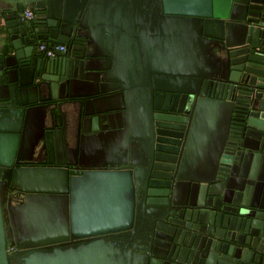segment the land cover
<instances>
[{
	"label": "water",
	"instance_id": "1",
	"mask_svg": "<svg viewBox=\"0 0 264 264\" xmlns=\"http://www.w3.org/2000/svg\"><path fill=\"white\" fill-rule=\"evenodd\" d=\"M0 26L29 264H264V0H0Z\"/></svg>",
	"mask_w": 264,
	"mask_h": 264
},
{
	"label": "flooded vegetation",
	"instance_id": "2",
	"mask_svg": "<svg viewBox=\"0 0 264 264\" xmlns=\"http://www.w3.org/2000/svg\"><path fill=\"white\" fill-rule=\"evenodd\" d=\"M26 9H30L31 10L30 7H27ZM31 12H32V10H31ZM26 17H30V16H26ZM41 42L50 43L48 41H41ZM41 42H38L37 49L39 51H41L42 53H44L43 50L39 49V43H41ZM64 45H65L64 49L62 51L56 52L54 55L63 53L65 51V49H66V44L64 43ZM54 55H52V56H54ZM2 190H3V187L0 186V194H1V197H3V199H4L3 205H4L5 209L3 208V214H4V218H5V225H6L7 247H8V249H10L9 250L10 264H22L25 261V259H27L28 256H29V258L34 257V259H35L34 261L35 262H43L44 260L41 259V251L47 250L43 246L44 244H42V243L40 244L37 241V242H34V243L30 244V245H27V244H25L23 242L20 243L22 238L18 237L17 239H15L14 235L13 236L11 235L12 226H11V223L9 222V220H8L9 210L6 209V203H7V193H10L12 190L10 192H7L5 189L2 192ZM13 200H14V203H17L19 201V198H16V200H15V198H13ZM23 224H24V222H23ZM38 232L35 233V235H34L35 237H36V235H38L37 234ZM18 243H20V244H18ZM57 248H59V246H57Z\"/></svg>",
	"mask_w": 264,
	"mask_h": 264
},
{
	"label": "built area",
	"instance_id": "3",
	"mask_svg": "<svg viewBox=\"0 0 264 264\" xmlns=\"http://www.w3.org/2000/svg\"><path fill=\"white\" fill-rule=\"evenodd\" d=\"M25 16H31L32 12L30 9H26L24 11ZM65 45L63 42H57V43H47V42H41L39 43V49L43 50V52L48 55L52 56L58 51H62L64 49Z\"/></svg>",
	"mask_w": 264,
	"mask_h": 264
},
{
	"label": "rangeland",
	"instance_id": "4",
	"mask_svg": "<svg viewBox=\"0 0 264 264\" xmlns=\"http://www.w3.org/2000/svg\"><path fill=\"white\" fill-rule=\"evenodd\" d=\"M27 258H29V256ZM22 264H29V262H28V260H25Z\"/></svg>",
	"mask_w": 264,
	"mask_h": 264
},
{
	"label": "crops",
	"instance_id": "5",
	"mask_svg": "<svg viewBox=\"0 0 264 264\" xmlns=\"http://www.w3.org/2000/svg\"><path fill=\"white\" fill-rule=\"evenodd\" d=\"M3 31H5V29L2 26H0V33Z\"/></svg>",
	"mask_w": 264,
	"mask_h": 264
}]
</instances>
